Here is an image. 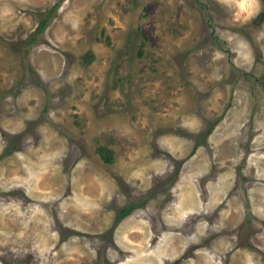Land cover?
<instances>
[{"label": "rangeland", "instance_id": "rangeland-1", "mask_svg": "<svg viewBox=\"0 0 264 264\" xmlns=\"http://www.w3.org/2000/svg\"><path fill=\"white\" fill-rule=\"evenodd\" d=\"M0 264H264V0H0Z\"/></svg>", "mask_w": 264, "mask_h": 264}, {"label": "crops", "instance_id": "crops-1", "mask_svg": "<svg viewBox=\"0 0 264 264\" xmlns=\"http://www.w3.org/2000/svg\"><path fill=\"white\" fill-rule=\"evenodd\" d=\"M181 182H183V181H181ZM184 193V192H183ZM193 197H196V196H193ZM179 199V198H178ZM175 206H177L178 208H180V209H184V212L185 211H187L186 210V206L183 204V200L181 199V201H180V199L176 202V205ZM195 208H193V210H194Z\"/></svg>", "mask_w": 264, "mask_h": 264}, {"label": "trees", "instance_id": "trees-1", "mask_svg": "<svg viewBox=\"0 0 264 264\" xmlns=\"http://www.w3.org/2000/svg\"><path fill=\"white\" fill-rule=\"evenodd\" d=\"M42 24H43V25H41L40 27H43L44 24H46V22L43 21ZM122 213L124 214V217H125V216H126L127 214H129L130 212H129V210H128L127 208H124V210L121 211V214H122ZM123 214H122V216H121V215L119 216V217H120L119 220L122 219V218H124V217H123Z\"/></svg>", "mask_w": 264, "mask_h": 264}, {"label": "bare ground", "instance_id": "bare-ground-1", "mask_svg": "<svg viewBox=\"0 0 264 264\" xmlns=\"http://www.w3.org/2000/svg\"><path fill=\"white\" fill-rule=\"evenodd\" d=\"M187 202H188V201H187ZM187 202H186V203H187ZM143 248H144V247H143Z\"/></svg>", "mask_w": 264, "mask_h": 264}]
</instances>
